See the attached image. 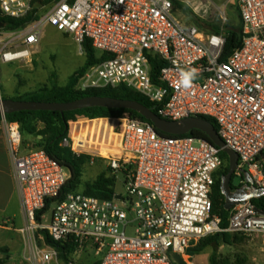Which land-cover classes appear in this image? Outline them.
I'll return each instance as SVG.
<instances>
[{"label":"built area","instance_id":"built-area-1","mask_svg":"<svg viewBox=\"0 0 264 264\" xmlns=\"http://www.w3.org/2000/svg\"><path fill=\"white\" fill-rule=\"evenodd\" d=\"M45 1L0 0V15L11 19L26 17L36 3L39 12L47 8L21 29H0V63L30 60L44 25L70 35L80 54L89 40L106 59L87 69L76 90L124 87L155 104L161 119H212L225 147L237 155L234 174L242 178L237 190L243 200L222 230L211 201L220 150L189 136L162 137L151 123L124 116L69 121L61 146L88 156L89 163L105 161L112 177H123L125 196L70 193L58 201L69 171L43 149H25L19 124L2 117L28 260L57 259L55 249L36 245L44 233L100 254V264H189L188 250L207 236L224 231L264 238V214L251 203L264 196V0H235L241 42L225 60L223 33L182 24L172 15L175 0H53L43 6ZM208 1L226 7L233 0ZM189 70L196 76L185 88L180 82ZM95 121L104 125L90 129ZM106 146L115 152L104 155Z\"/></svg>","mask_w":264,"mask_h":264},{"label":"trees","instance_id":"trees-1","mask_svg":"<svg viewBox=\"0 0 264 264\" xmlns=\"http://www.w3.org/2000/svg\"><path fill=\"white\" fill-rule=\"evenodd\" d=\"M53 0H46L42 2V5H47ZM174 6L178 10L186 13L188 8L180 2L174 1ZM39 10L33 9L26 17L20 19H11L0 15V21L5 26L4 30H17L25 27L33 21H37L40 18ZM239 19V13H238ZM201 30L206 34H221L223 33L225 38L222 59L225 60L234 49L239 47L241 42V25L239 19V25L237 27H231L229 24H224L221 27L207 28L201 27ZM82 49L85 55L83 65L77 69L69 78L66 85L62 87L52 86L50 88L44 87L34 92H30L20 96L16 101H31V102H50V103H66L74 100H78L84 97L99 96V97H110L116 99L132 100L136 101L153 113H157L156 105L149 102L143 95L133 92L124 87L118 88H104V89H89L85 91L76 90V84L79 78L87 71L91 66L100 63L106 57L104 55H98L97 52L92 48L89 40H85L82 44ZM155 67L153 69V80L156 81ZM129 117L137 119L143 122L145 120L139 114L134 111L126 109H107V108H86L76 110L72 112H51V111H20L11 114H6L4 117L9 122H16L19 124L20 132L23 135L40 137L41 142L39 148L43 149L45 153L60 166L66 168L70 177L63 186L58 201L62 200L65 195L70 193H80L85 196H92L99 199H112L114 196V183L113 178H107L103 174L100 175L95 181L91 183H84L82 181L83 167L89 163V157L86 155L76 156L69 148L61 146L62 139L67 136L68 133V122L74 121L80 118L97 119V118H121ZM210 122L216 129L215 122L206 117H202ZM36 123H41L42 127L38 128ZM94 123H103V121H95ZM93 123V124H94ZM217 131V129H216ZM162 137H193L208 141L207 136L200 131L193 130L188 134L182 136H171L162 132H157ZM219 156L222 160V166L215 174L214 184L212 186L211 201H212V214L217 215L220 218V228L225 230L228 225L229 211L224 209V196L221 194L220 181L221 177L228 172V157L222 151L219 152ZM225 164V165H224ZM108 172V171H107ZM79 187H82V192L77 191ZM221 199V201H219ZM252 205L258 212H264V196L253 198L251 200ZM49 208V202L45 205L40 214L46 212ZM44 235L45 244L55 249L60 259L68 264L70 257L76 252L77 244L71 240L53 241L47 234ZM239 241V238L234 237L228 232H219L205 238H202L198 243L188 250V254L193 256L201 253L207 247L212 248V254L209 259V264H218L215 259V252L221 245H232ZM4 250L0 248V252ZM3 261L0 260V264ZM94 264H100L96 262ZM185 264V263H183Z\"/></svg>","mask_w":264,"mask_h":264},{"label":"rangeland","instance_id":"rangeland-1","mask_svg":"<svg viewBox=\"0 0 264 264\" xmlns=\"http://www.w3.org/2000/svg\"><path fill=\"white\" fill-rule=\"evenodd\" d=\"M188 8L186 13L178 10L174 6L172 15L184 25H195L200 30L221 27L223 25L222 15L226 17L227 23L231 27L239 25L237 3L233 0L228 6L224 2H213L208 0H186L178 1ZM47 8H42L40 15L44 14ZM202 31V30H201ZM85 55L80 54L78 45L72 37L56 31L54 28L44 25L41 39L29 62H14L11 64L0 63V100L16 99L24 94L37 91L44 87H62L66 85L68 78L79 69L84 63ZM38 128L41 123H36ZM103 123L96 124L90 129L103 126ZM40 137L23 135V147L25 149L39 148ZM109 147V146H106ZM105 147V148H106ZM225 165V164H224ZM113 178L114 194L125 196L123 187V177L118 175L112 177L106 169L103 160H94L83 167L82 181L91 183L100 175ZM242 178L233 174L230 180L231 192L236 191L241 186ZM79 187L77 191L82 192ZM221 201V199L219 200ZM130 233V232H129ZM239 241L232 245H221L215 252V259L218 264H264V238L262 236H244L239 233H231ZM44 240L36 241L38 248L45 246ZM48 247V245H46ZM0 260L2 264H32L28 260L26 242L20 233L17 245L8 246L0 241ZM212 248L207 247L201 253L191 256L189 264H209ZM100 254L90 249L76 250L70 257L68 264H94L99 262ZM50 264H65L59 257ZM183 264V263H181Z\"/></svg>","mask_w":264,"mask_h":264},{"label":"water","instance_id":"water-1","mask_svg":"<svg viewBox=\"0 0 264 264\" xmlns=\"http://www.w3.org/2000/svg\"><path fill=\"white\" fill-rule=\"evenodd\" d=\"M34 7L39 9L41 8V4L36 3ZM4 26L5 24L0 21V29L4 28ZM94 107L134 111L145 120L149 121L153 125L156 132H162L171 136H182L193 130L203 132L208 138L207 142L225 153L228 157V172L221 177L220 181L221 194L224 196V209L226 211H230L237 203L243 200V190L240 189L236 192H231L229 185L231 176L234 174L237 167V155L225 147L215 127L206 119L194 117L179 121H168L161 119L150 109L136 101L99 96L84 97L66 103L31 102L4 99L0 100V117L2 118L6 114L20 111H51L63 113ZM259 213L264 214V212ZM178 263L181 264V260L178 259Z\"/></svg>","mask_w":264,"mask_h":264},{"label":"crops","instance_id":"crops-1","mask_svg":"<svg viewBox=\"0 0 264 264\" xmlns=\"http://www.w3.org/2000/svg\"><path fill=\"white\" fill-rule=\"evenodd\" d=\"M96 124L100 123L92 126ZM23 224L20 193L7 154L5 131L0 117V241L8 246L17 245Z\"/></svg>","mask_w":264,"mask_h":264},{"label":"clouds","instance_id":"clouds-1","mask_svg":"<svg viewBox=\"0 0 264 264\" xmlns=\"http://www.w3.org/2000/svg\"><path fill=\"white\" fill-rule=\"evenodd\" d=\"M196 72L195 70H189L188 72L182 73L181 84L185 88H190L192 86V81L195 79Z\"/></svg>","mask_w":264,"mask_h":264},{"label":"bare ground","instance_id":"bare-ground-1","mask_svg":"<svg viewBox=\"0 0 264 264\" xmlns=\"http://www.w3.org/2000/svg\"><path fill=\"white\" fill-rule=\"evenodd\" d=\"M14 62H26V63H28L29 61L27 59H19V60H16ZM14 62H12V63H14ZM8 64H11V63H8ZM105 150H106V153H104V155H110L111 153L115 152L114 148H112V147H106Z\"/></svg>","mask_w":264,"mask_h":264}]
</instances>
